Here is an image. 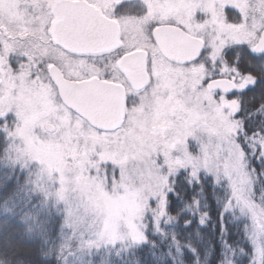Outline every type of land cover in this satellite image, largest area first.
I'll return each mask as SVG.
<instances>
[{
  "label": "snow or ice",
  "instance_id": "obj_1",
  "mask_svg": "<svg viewBox=\"0 0 264 264\" xmlns=\"http://www.w3.org/2000/svg\"><path fill=\"white\" fill-rule=\"evenodd\" d=\"M213 257L264 264V0H0V264Z\"/></svg>",
  "mask_w": 264,
  "mask_h": 264
},
{
  "label": "trees",
  "instance_id": "obj_2",
  "mask_svg": "<svg viewBox=\"0 0 264 264\" xmlns=\"http://www.w3.org/2000/svg\"><path fill=\"white\" fill-rule=\"evenodd\" d=\"M232 239H239V237L233 236ZM217 240H218V237H217ZM214 247L216 248L217 252H219V244L218 243L214 244ZM211 264H218V259H216L215 257L211 258Z\"/></svg>",
  "mask_w": 264,
  "mask_h": 264
}]
</instances>
